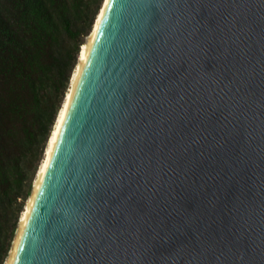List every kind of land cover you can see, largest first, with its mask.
Here are the masks:
<instances>
[{
  "label": "water",
  "instance_id": "1",
  "mask_svg": "<svg viewBox=\"0 0 264 264\" xmlns=\"http://www.w3.org/2000/svg\"><path fill=\"white\" fill-rule=\"evenodd\" d=\"M13 264H264V0H110Z\"/></svg>",
  "mask_w": 264,
  "mask_h": 264
},
{
  "label": "trees",
  "instance_id": "2",
  "mask_svg": "<svg viewBox=\"0 0 264 264\" xmlns=\"http://www.w3.org/2000/svg\"><path fill=\"white\" fill-rule=\"evenodd\" d=\"M103 0H0V264Z\"/></svg>",
  "mask_w": 264,
  "mask_h": 264
},
{
  "label": "bare ground",
  "instance_id": "3",
  "mask_svg": "<svg viewBox=\"0 0 264 264\" xmlns=\"http://www.w3.org/2000/svg\"><path fill=\"white\" fill-rule=\"evenodd\" d=\"M110 3V0H103V3L100 7V10L95 18L94 24L92 26V29L90 33L87 36V40L81 45L78 61L73 69L69 87L66 91L63 103L61 105L60 110L58 111L55 123L53 125V128L51 130V133L49 135L45 152L43 155V158L39 164V167L36 171L35 178H34V184L32 186V193L30 197L28 198L24 209L20 215L19 219V227L18 232L16 233L15 240L12 244V247L9 251L8 258L6 260L5 264H13L15 260V256L19 247V243L21 241L22 235L25 231L26 225L28 224L31 212L33 210V207L35 205L36 197L41 189L42 183L44 181V178L46 176V173L48 171V167L52 158V155L54 153L55 147L57 145V142L60 138V134L63 128V125L66 121V118L68 116V112L72 103V99L74 97L75 91L79 85L80 79L83 75L85 66L88 62V58L90 55V50L92 43L94 42V39L97 35V32L101 26V23L105 17V14L107 12L108 5Z\"/></svg>",
  "mask_w": 264,
  "mask_h": 264
},
{
  "label": "rangeland",
  "instance_id": "4",
  "mask_svg": "<svg viewBox=\"0 0 264 264\" xmlns=\"http://www.w3.org/2000/svg\"><path fill=\"white\" fill-rule=\"evenodd\" d=\"M86 37V36H85ZM85 37H84V39H85ZM34 178H35V176H34ZM33 184H34V179H33V182H32V186H33ZM31 193H32V188H31ZM30 193V194H31ZM27 201V200H26ZM26 203V202H25ZM18 227H19V223H17V227H16V230H15V233H14V238H13V241L15 240V237H16V233L18 232ZM12 241V242H13ZM11 247H12V244H11ZM11 247H10V249H11ZM10 251V250H9ZM9 255V254H8ZM7 258H8V256H7ZM7 258H6V260H7ZM6 260H5V262L4 263H6Z\"/></svg>",
  "mask_w": 264,
  "mask_h": 264
}]
</instances>
